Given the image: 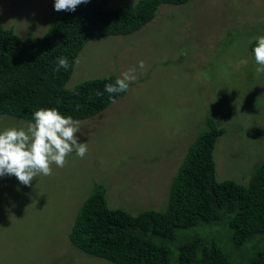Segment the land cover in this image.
Returning <instances> with one entry per match:
<instances>
[{"label": "rangeland", "instance_id": "obj_1", "mask_svg": "<svg viewBox=\"0 0 264 264\" xmlns=\"http://www.w3.org/2000/svg\"><path fill=\"white\" fill-rule=\"evenodd\" d=\"M65 11L66 0H0L2 23L22 39L43 37ZM107 76L130 86L87 119L0 115V264H115L72 243L83 202L102 184L111 208L166 210L210 117L225 129L219 181L248 185L264 162V0L164 3L137 31L88 41L66 87Z\"/></svg>", "mask_w": 264, "mask_h": 264}, {"label": "trees", "instance_id": "obj_2", "mask_svg": "<svg viewBox=\"0 0 264 264\" xmlns=\"http://www.w3.org/2000/svg\"><path fill=\"white\" fill-rule=\"evenodd\" d=\"M188 1L139 0L108 9V0H66L65 13L38 39L20 38L0 15V115L53 125L106 109L130 83L107 76L66 87L86 43L133 33L160 5ZM208 124L174 177L166 210L133 215L111 208L99 184L79 209L72 243L115 264H264V162L248 185L219 181L214 150L225 129L211 117Z\"/></svg>", "mask_w": 264, "mask_h": 264}]
</instances>
